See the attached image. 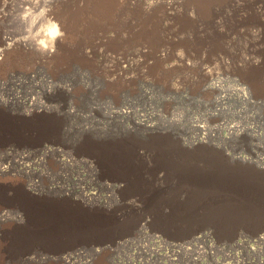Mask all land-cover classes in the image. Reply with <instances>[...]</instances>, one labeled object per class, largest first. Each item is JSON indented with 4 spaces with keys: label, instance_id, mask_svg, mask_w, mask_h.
Masks as SVG:
<instances>
[{
    "label": "rangeland",
    "instance_id": "1",
    "mask_svg": "<svg viewBox=\"0 0 264 264\" xmlns=\"http://www.w3.org/2000/svg\"><path fill=\"white\" fill-rule=\"evenodd\" d=\"M38 1L0 17V49L68 22L48 57L0 55V264H264L259 14Z\"/></svg>",
    "mask_w": 264,
    "mask_h": 264
},
{
    "label": "bare ground",
    "instance_id": "2",
    "mask_svg": "<svg viewBox=\"0 0 264 264\" xmlns=\"http://www.w3.org/2000/svg\"><path fill=\"white\" fill-rule=\"evenodd\" d=\"M13 1H15V0H3L2 1V4H1V6H0V17H5L6 15H7V13H8V11L10 10L9 8H10V6H11V4H13L12 2ZM19 1V5H20V8H21V11L20 12H22V14L24 13V12H26V11H30L31 12V9L32 10H37L38 8H39V6H40V4H39V1L37 2V0H18ZM56 1H58V0H51V5H50V7H53V5L52 4H54V2H56ZM72 1L73 2H75V1H78V0H70L67 4H62L61 3V1H60V3L62 4V5H60L62 8H64V10L69 6V5H72ZM121 1H126V0H121ZM178 1V0H177ZM214 1V0H213ZM131 2V1H130ZM148 2V1H147ZM144 3V8L146 9V10H149L150 8H151V3ZM152 2V1H151ZM175 3H176V1H174V2H171V3H165V5H164V9H165V11L166 12H170V11H173V10H175L176 9V7H175ZM178 3V2H177ZM17 3H15V5H16ZM42 4V3H41ZM199 4V3H198ZM55 5V4H54ZM219 5V4H218ZM197 6V5H196ZM202 6V5H201ZM217 6V5H216ZM248 6H252V8L254 9V11L256 12V13H258L259 14V18H258V20L260 19L261 21L260 22H262V23H264V0H225L224 1V3H223V5H222V8L220 9V12H219V14H226L225 16H229V15H231V14H233V15H241V12H242V10H243V8H245V7H248ZM17 7H19V6H17ZM219 7H220V5H219ZM12 8H13V6H12ZM14 8H15V6H14ZM47 8H49V7H47ZM153 8V7H152ZM202 8V7H201ZM59 9V8H58ZM61 9V8H60ZM205 11L206 10H209V11H214L213 10V6H209L208 7V4H206L205 6H204V8H203ZM217 9V8H216ZM196 10V9H195ZM198 10V9H197ZM11 11V10H10ZM9 11V12H10ZM17 11V10H16ZM54 10L53 9H48V11L46 12V16H42V19H47V22H48V24H51V23H53V22H55L56 24H58L59 25V27H60V30L63 32V35L62 36H60V37H58L57 39H56V41H55V48H57V47H61V45L63 44V41H64V39H65V34L66 33H68V32H66L67 31V28H68V26H67V20H66V18L64 19L62 16H60V15H54V12H53ZM56 11V10H55ZM202 11V10H201ZM218 11H219V9H218ZM247 11V10H246ZM251 11V10H250ZM195 12H197V11H195ZM207 12V11H206ZM205 12V13H206ZM12 13H14V12H12ZM11 13V14H12ZM36 13V12H35ZM43 13V12H42ZM41 12H40V14H42ZM212 13H215V12H212ZM212 13H210V15L212 14ZM10 14V15H11ZM19 14H21V13H19ZM32 14V13H31ZM60 14V13H59ZM65 14V13H64ZM201 14V13H200ZM208 14H209V12H208ZM257 14V15H258ZM35 15V14H34ZM44 15V14H43ZM213 15V14H212ZM217 15V14H216ZM18 16H20V15H18ZM31 16V15H30ZM30 16L28 17V19H30ZM204 16V15H203ZM214 16V15H213ZM220 16V15H219ZM254 16V15H253ZM68 17V16H67ZM202 17V16H201ZM236 17H238V16H236ZM246 17V16H245ZM19 18H21V20H22V22L24 21H26V23H28L29 21H28V19L27 20H25V19H23L22 18V15L19 17ZM33 18V17H32ZM40 18H41V16H40ZM242 18V17H241ZM247 18V17H246ZM257 18V17H256ZM221 19V18H220ZM219 19V20H220ZM20 20V19H19ZM31 20V19H30ZM40 20V19H39ZM212 20V19H211ZM224 20V19H223ZM41 21V20H40ZM45 21V20H44ZM254 21V20H253ZM24 22H23V24H24ZM201 22V21H200ZM209 22V21H208ZM215 22V21H214ZM223 23H224V21H222ZM213 23V22H212ZM217 23V22H216ZM216 23H213V27L214 28H216L217 27V25H216ZM219 23V22H218ZM20 24H22V23H20ZM29 24V23H28ZM261 24V23H260ZM25 25V24H24ZM207 25V24H206ZM223 24H221V26H222ZM258 25V24H257ZM263 25V24H262ZM27 26V25H26ZM220 26V25H219ZM259 26V25H258ZM205 27V26H204ZM209 27V26H208ZM253 27V26H252ZM257 27V26H256ZM262 27V26H261ZM219 28V27H218ZM222 28V27H221ZM220 28V29H221ZM235 28V27H234ZM259 28V27H258ZM257 28V29H258ZM217 29V28H216ZM224 29V28H223ZM240 29V28H239ZM262 29L263 28H261V29H258L256 32H257V35H256V38H258V39H261V37H262V34H260L261 33V31H262ZM215 30V29H214ZM213 30V31H214ZM248 31H249V29H248ZM251 31V30H250ZM218 32V31H217ZM262 32H264V31H262ZM43 33V32H42ZM41 33V34H42ZM219 33V32H218ZM221 33V32H220ZM254 33V32H253ZM39 34V33H38ZM37 34V35H38ZM40 34V35H41ZM264 34V33H263ZM39 36V35H38ZM37 37V36H36ZM217 37V36H216ZM42 38H44V33H43V35L42 36H40L39 38H32L29 42H11V39L10 38H8V37H1V43L3 44V45H6L7 47H4L3 49H0V55H4V53H5V49H10L11 47H16V45H23L24 47V49L26 48H28V49H31V50H33L35 53H40L42 56H44V57H48V56H50V55H52L53 54V52L54 51H51V49H47V50H45V49H43L42 47H40L39 45H38V43H37V41L39 40V39H42ZM228 38V37H227ZM263 38V37H262ZM212 39V38H211ZM210 39V40H211ZM255 40V39H254ZM230 43V42H229ZM228 45H230V44H228ZM262 46V45H261ZM20 47V46H19ZM259 48V47H258ZM22 49V48H21ZM263 50V49H262ZM28 51V50H27ZM30 53V52H29ZM6 54V53H5ZM39 54V56H41ZM262 55V54H261ZM246 56V55H245ZM258 57H259V55H258ZM264 57V56H263ZM252 58H254V57H251V59ZM139 61V60H138ZM138 61H135V62H138ZM241 61V60H240ZM246 61V60H245ZM244 61V62H245ZM248 62H250L249 60H248ZM248 62H247V64H248ZM251 62L252 63H254L255 61L254 60H251ZM126 63L127 64H125V66L123 67V68H121L122 69V73L125 75V73L127 74V73H129V72H127V70L129 69L128 67H130L131 66V61L130 60H127L126 59ZM139 63V62H138ZM124 65V64H123ZM141 65V64H140ZM253 65H255V64H253ZM136 65H134V67H135ZM252 67V66H251ZM128 68V69H127ZM131 68H133V67H131ZM206 71V70H205ZM209 71V70H208ZM207 71V72H208ZM203 72V71H202ZM209 73H211V72H209ZM213 75V74H212ZM211 75V76H212ZM91 82V81H90ZM90 84V83H89ZM87 85V84H86ZM88 86V85H87ZM145 90V89H144ZM143 90V93L145 92ZM147 90V89H146ZM149 91V90H148ZM140 94V93H139ZM134 101V100H133ZM128 103H130V102H128ZM134 103V102H133ZM126 104V103H125ZM132 104V103H131ZM127 105H129V104H127ZM131 106H129V108H130ZM128 108V107H127ZM129 108H128V110H129ZM132 108V107H131ZM135 108V107H134ZM118 110H121V109H119L118 108ZM127 109H123V105H122V110H121V112H119L117 115H121V114H130L131 112H130V110L128 111ZM132 111V110H131ZM122 117V116H121ZM136 122V121H135ZM139 123V125H141V123H140V121H138ZM142 122V121H141ZM145 122V121H144ZM144 122H143V124H144ZM137 123V122H136ZM146 125V124H145ZM134 126H137L136 124L134 125ZM136 128V127H135ZM45 150L47 151V152H54V151H58L57 149L55 150L54 148H52L51 149V147H45ZM60 154V153H59ZM63 163H69V160H62V159H60ZM87 196V195H86ZM260 238V237H259ZM199 239V238H198ZM174 246V245H173ZM174 248V247H173ZM174 252V251H173Z\"/></svg>",
    "mask_w": 264,
    "mask_h": 264
},
{
    "label": "clouds",
    "instance_id": "3",
    "mask_svg": "<svg viewBox=\"0 0 264 264\" xmlns=\"http://www.w3.org/2000/svg\"><path fill=\"white\" fill-rule=\"evenodd\" d=\"M30 15L31 12L26 11L22 14V18L27 20ZM35 22L36 17H33V24H35ZM40 31L44 33V38L37 41L38 45L45 50L51 49V51H55V41L58 37L63 35V32L60 30L59 25L53 22L47 25L45 28H41Z\"/></svg>",
    "mask_w": 264,
    "mask_h": 264
}]
</instances>
